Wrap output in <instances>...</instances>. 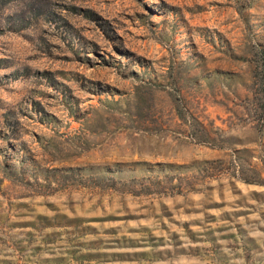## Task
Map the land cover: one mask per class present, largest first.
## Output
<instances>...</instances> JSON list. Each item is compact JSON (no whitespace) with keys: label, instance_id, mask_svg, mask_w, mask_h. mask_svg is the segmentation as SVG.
Listing matches in <instances>:
<instances>
[{"label":"rangeland","instance_id":"374dc122","mask_svg":"<svg viewBox=\"0 0 264 264\" xmlns=\"http://www.w3.org/2000/svg\"><path fill=\"white\" fill-rule=\"evenodd\" d=\"M0 264H264V0H0Z\"/></svg>","mask_w":264,"mask_h":264},{"label":"trees","instance_id":"16d2710c","mask_svg":"<svg viewBox=\"0 0 264 264\" xmlns=\"http://www.w3.org/2000/svg\"><path fill=\"white\" fill-rule=\"evenodd\" d=\"M6 130L9 131V134L11 136H15L17 133H19V131H18V121L17 120L13 121L12 124H9L7 126ZM6 134H8V133H6Z\"/></svg>","mask_w":264,"mask_h":264}]
</instances>
